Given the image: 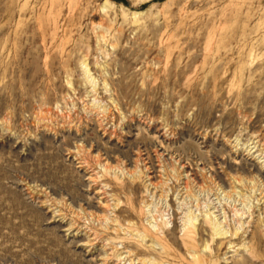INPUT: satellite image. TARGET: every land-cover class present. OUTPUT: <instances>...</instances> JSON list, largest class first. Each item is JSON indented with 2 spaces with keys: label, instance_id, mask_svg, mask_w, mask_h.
I'll return each mask as SVG.
<instances>
[{
  "label": "rangeland",
  "instance_id": "rangeland-1",
  "mask_svg": "<svg viewBox=\"0 0 264 264\" xmlns=\"http://www.w3.org/2000/svg\"><path fill=\"white\" fill-rule=\"evenodd\" d=\"M0 264H264V0H0Z\"/></svg>",
  "mask_w": 264,
  "mask_h": 264
}]
</instances>
